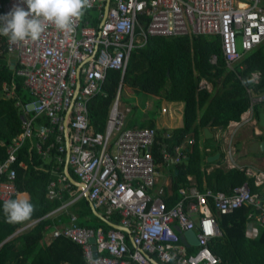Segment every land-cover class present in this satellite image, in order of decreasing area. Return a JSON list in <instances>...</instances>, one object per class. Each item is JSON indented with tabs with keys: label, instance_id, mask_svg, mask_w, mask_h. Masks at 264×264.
Here are the masks:
<instances>
[{
	"label": "built area",
	"instance_id": "2783aa9c",
	"mask_svg": "<svg viewBox=\"0 0 264 264\" xmlns=\"http://www.w3.org/2000/svg\"><path fill=\"white\" fill-rule=\"evenodd\" d=\"M106 1L90 0L86 10L97 13L102 21ZM260 4L261 0H111L106 18L97 29L87 22L82 26L80 20L74 33L66 37L48 25L37 41L15 45L0 35V57H7L13 69L18 67L15 74L24 79L23 85L32 98L24 106L15 103L22 112L21 132L5 146V159L0 162V202L17 197L16 170L12 166L17 151L27 140L36 138L34 148L40 156L49 157L54 145L59 154H65L64 173L51 182L48 197L61 198L66 192L72 199L49 215L84 198L92 209L103 211L108 220L119 216L120 223H113L118 228L112 227L108 233L102 228L79 226L75 215L67 224L52 230V237L79 245L86 264H219L221 258L209 247L221 238L218 219L251 207L257 213L256 223L264 228V207L258 196L251 195L247 185L235 188L231 195L179 189V199L168 208L163 190L156 189L159 173L152 148L157 143V130L127 127L128 110L121 105V87L104 132L92 129L88 104L103 93L109 70L124 75L132 52L145 47L150 38L218 36L226 67L233 71L245 53L264 42V6ZM17 5L27 10L20 0H0V17ZM237 38L242 52L237 49ZM216 59L212 55L209 62L215 64ZM259 81L260 73L253 85ZM200 87L209 91L211 85L203 81ZM245 93L249 101L246 113L226 128L224 159L230 170L240 169L234 161V132L252 123L254 108L264 105V90L245 86ZM0 94L3 100L14 99V82L2 83ZM30 105L35 107L28 110ZM39 118L48 123L36 124ZM50 135H54L55 143L42 147ZM164 137L168 139L170 135L166 133ZM193 143L194 139L189 140L190 145ZM159 151L166 167L188 160L185 147H173L172 151L163 147ZM58 162H63L61 156ZM69 169L77 178L75 191L67 178ZM240 171L253 178L254 187L262 186V174L246 168ZM188 233L194 234L197 245L190 253L186 242L180 241V235Z\"/></svg>",
	"mask_w": 264,
	"mask_h": 264
},
{
	"label": "trees",
	"instance_id": "16d2710c",
	"mask_svg": "<svg viewBox=\"0 0 264 264\" xmlns=\"http://www.w3.org/2000/svg\"><path fill=\"white\" fill-rule=\"evenodd\" d=\"M81 21L82 26L87 22L96 29L101 22L97 13L87 10ZM1 41L4 42V38ZM212 55L217 57L215 64L209 62ZM17 68H11L7 61L0 58V87L4 82L15 84L14 99L3 100L0 94V162L5 159V146L21 132L22 112L15 107V103L19 102L24 106L32 102L23 85L24 79L15 74ZM253 72L260 73L259 84L243 85L241 81L250 78ZM202 80L211 85V91L199 90ZM245 86L252 87L255 91L264 90V42L245 53L234 64L233 71H230L222 56L218 36L150 38L145 47L132 52L124 75L122 72L109 70L103 84V93L98 94L88 104L90 125L96 132H104L119 87L122 88L121 97L124 88L128 87L168 102L183 103V127L170 131L168 139L164 137L165 131H157V143L152 148L158 168L161 165L159 149L167 147L170 150L190 139L195 140L192 146H187L193 147L188 163L177 165L172 172L171 190L174 199L166 202L167 207L170 208L179 199V189L190 185H195L199 193L211 190L226 195H231L235 188L247 185L251 195H257L264 201V184L262 187H254L253 178L246 176L244 171L214 167L206 173V167L219 165L221 159L213 163L207 162L198 144L204 127L225 129L230 121L239 120L247 111L249 101ZM135 111L137 112V108L132 107L127 116L129 128L138 124L137 120L133 121ZM261 112L264 113V105L254 108L257 124ZM47 123L44 118L36 120L39 125ZM141 127L143 128L142 125ZM262 130L261 139H264V128ZM36 141V138H32L24 143L17 151V160L12 166L16 170L14 184L17 193L30 195L34 212L28 220L8 223L3 212L5 202H0V264H86L81 247L69 239L59 237L47 242L46 236L49 232L46 228L67 224L71 215H75L77 224L84 228H102L108 233L112 227L92 214L89 203L84 198L71 204L67 208L69 212L59 213L52 219L47 217L72 197L66 192L62 193L61 198L48 197L51 182L57 181L58 176L64 173L65 154H59L57 145H54L49 157H42L34 148ZM211 141L205 139V143ZM51 143H55L54 135H50L42 147ZM218 150L219 144L215 143L213 151ZM60 156L63 158L61 164L58 162ZM68 172L77 182L72 171L69 169ZM71 190L75 191L76 188L71 186ZM253 212V208L244 207L218 219L221 238L214 240L209 247L215 256L221 258L219 264H263L257 262V259L262 258L264 261V228L258 240L245 238L248 215ZM109 220L114 224L120 223L118 215L109 217ZM34 221L38 222L28 230L18 233Z\"/></svg>",
	"mask_w": 264,
	"mask_h": 264
},
{
	"label": "crops",
	"instance_id": "0c3cea01",
	"mask_svg": "<svg viewBox=\"0 0 264 264\" xmlns=\"http://www.w3.org/2000/svg\"><path fill=\"white\" fill-rule=\"evenodd\" d=\"M0 58H2L3 60H5L7 62L9 60L7 57H0ZM203 81H205V80H202L199 83V90L201 88L200 85ZM153 97H155V96H152V94H147V97H145L144 99L137 100L134 106H126L125 107V109L128 110L127 116L132 111V107H136L137 111H138V109L140 110L139 114L136 111L133 114V121L137 120V123H138L137 125H135V127H139V126L141 127V125H142L143 127L154 128L157 131H165L167 134H169L170 131H172L174 129H178V128L183 127L184 104L180 103V102H168V101L163 100L161 102V104L160 105L158 104V107H156L155 103H153V100L151 99ZM155 98L157 99V97H155ZM162 108L166 109L165 113L161 112ZM261 113H263V112H261ZM253 114H254V110H253ZM199 116H200V114H199ZM205 128H208L209 133H211V136H209L208 138H205V136H204L203 131ZM226 128H227V126H226ZM226 128L216 130L214 128L207 126L201 130V135L199 137L198 144H199L200 152L203 153V156L206 159V161L209 163H213L214 161H208V158L212 157L216 154H219V157L217 158V160L219 158L221 159L219 165L212 164V165L206 167V169H205L206 173H208L214 167L220 168V169H225V170H230L226 167L225 159H224L225 158V156H224V149L225 148L224 147H225ZM262 134H263L262 128L259 126V124H257V120L255 118H253L252 123L249 122L245 125H242V126L237 128L236 132H234L233 145L236 148L235 149L236 154L234 156V161L240 167V169L246 168V169L251 170L254 173H260L264 176V167L261 165V162L264 159V158H262V157H264V152H261L258 149H257V151H256V149L254 150V147H256L255 143H257L259 140H262L261 139ZM205 139H211L212 141L210 143H205ZM194 143H195V140H194ZM215 143L219 144V150L214 152L213 150H214V144ZM193 144H191V146ZM188 145L190 146L189 141H187V143L181 144L179 146H175V147H185L187 152H188V160L185 161L184 163H181V164H187L189 161V158H190V155L192 152L191 149L193 147H187ZM170 150L172 151L173 147ZM247 152H250L251 154H255L254 156H257V152L261 153V154H259L257 157H252V159H254V160L250 163L249 166L248 165H240L238 163L237 159L241 155H246ZM175 167H171V166L166 167L161 161V165L158 166V168H157L159 175H158V181H157L156 189L163 190V199L165 202H168L171 199H174L173 194H172V190H171V180H172V172L175 170ZM240 169H235V170H240ZM191 179L192 178L190 177L189 180L191 181ZM263 184H264V181H263ZM263 184H262V186H263ZM262 186H260V187H262ZM181 189L197 190L195 185H190L187 188H181ZM22 194H26L28 196V198L30 199V195L28 193H18L17 197L22 195ZM259 201H261L260 198H259ZM261 202H263V207H264V201H261ZM89 206H90V204H89ZM67 208L64 211H61L60 213L67 211L68 210ZM57 209H59V208H57ZM90 209H91V206H90ZM101 212H103V211H98V213H100L102 216H104L106 218L105 213L103 212V214H102ZM254 212L248 215V222L246 225V232H245V234H246L245 238L247 240H258L260 237V234L263 230V228L259 227V225L256 223L255 218L257 216V213L256 212L254 213ZM58 214H59V212L56 213L55 215H49V216L47 215V217H50L52 219V218L57 217ZM55 227L56 226L46 228V230L48 229V232H49L48 235L46 236V240H48L47 242H51L53 239H55L54 237L51 236V232ZM185 242L188 246V247L186 246L187 252L190 253V252H194L196 250L197 245L193 244V242L195 243L196 240L192 236L185 237V241L183 243H185ZM257 262L264 264V261L262 260V258H258Z\"/></svg>",
	"mask_w": 264,
	"mask_h": 264
},
{
	"label": "clouds",
	"instance_id": "9594fccd",
	"mask_svg": "<svg viewBox=\"0 0 264 264\" xmlns=\"http://www.w3.org/2000/svg\"><path fill=\"white\" fill-rule=\"evenodd\" d=\"M20 3L26 4L27 10L17 5L6 16L0 17V35L7 37L13 45L37 41L48 25H53L57 31L69 37L85 10L91 6L90 0H20ZM258 76L259 73H253L252 78H245L241 83L255 84ZM3 212L6 222L19 223L31 218L34 205L26 194H22L5 201Z\"/></svg>",
	"mask_w": 264,
	"mask_h": 264
},
{
	"label": "rangeland",
	"instance_id": "374dc122",
	"mask_svg": "<svg viewBox=\"0 0 264 264\" xmlns=\"http://www.w3.org/2000/svg\"><path fill=\"white\" fill-rule=\"evenodd\" d=\"M262 6H264V0H261V4ZM236 44H237V49L239 52H242L241 50V46H240V39L237 38V41H236ZM212 88H210L209 91H211ZM145 97H147V94L144 93V92H138L137 90H133L131 88H128V87H125L124 90L122 91V97H121V105L123 107V109H125L126 106H134L136 101L137 100H140V99H144ZM153 100V103H155V106L156 104H161V102L163 101V99H156L155 97L151 98ZM139 109H138V114H139ZM261 154V153H258L257 152V156ZM255 154H251L250 152H247L246 155H241L237 161L240 165H250V163L254 160L252 159V157H257V156H254ZM264 158V157H262ZM261 165L264 167V159L263 161L261 162ZM161 170V169H160ZM64 211V210H63ZM67 212H69L67 210Z\"/></svg>",
	"mask_w": 264,
	"mask_h": 264
},
{
	"label": "water",
	"instance_id": "95a60500",
	"mask_svg": "<svg viewBox=\"0 0 264 264\" xmlns=\"http://www.w3.org/2000/svg\"><path fill=\"white\" fill-rule=\"evenodd\" d=\"M110 1L111 0H107L106 3H105L104 12H103V19L101 21V24L105 20L106 15L108 13ZM33 107H35V106L30 105V106H28L27 109L28 110H32ZM258 123H259V126L261 128H264V114L263 113L259 114ZM203 132H204L205 138H208L209 136H211V133H209L208 128H205ZM255 146L256 147H254V150L256 149V151H257V149H258L259 151L264 152V139L259 140L257 143H255ZM218 157H219V154H216V155H214L212 157H209L208 161H215V160H217ZM66 169H67V167H66ZM67 178H68V181L70 182L71 185H73L74 187L77 186L76 182L73 180V178L70 175L67 174ZM91 211H92L93 215H95L96 217H98L101 220L105 221L109 226H111L113 228H118V226L114 225L109 220H107L104 216H102L100 213H98L97 210L91 208ZM176 232L179 233V230L177 229ZM187 236H192L194 238V234L193 233H188V234H185V235H180V241L184 242L185 241V237H187ZM91 242H93V239H91ZM193 244H196V242L195 243L193 242Z\"/></svg>",
	"mask_w": 264,
	"mask_h": 264
}]
</instances>
